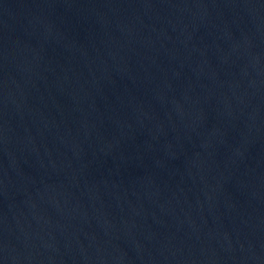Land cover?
Masks as SVG:
<instances>
[{
	"label": "water",
	"instance_id": "1",
	"mask_svg": "<svg viewBox=\"0 0 264 264\" xmlns=\"http://www.w3.org/2000/svg\"><path fill=\"white\" fill-rule=\"evenodd\" d=\"M0 264H264V0H0Z\"/></svg>",
	"mask_w": 264,
	"mask_h": 264
}]
</instances>
